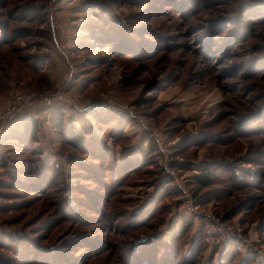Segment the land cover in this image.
<instances>
[{"label":"rangeland","instance_id":"obj_1","mask_svg":"<svg viewBox=\"0 0 264 264\" xmlns=\"http://www.w3.org/2000/svg\"><path fill=\"white\" fill-rule=\"evenodd\" d=\"M59 89L0 131V264H264V0H0V113Z\"/></svg>","mask_w":264,"mask_h":264},{"label":"trees","instance_id":"obj_2","mask_svg":"<svg viewBox=\"0 0 264 264\" xmlns=\"http://www.w3.org/2000/svg\"><path fill=\"white\" fill-rule=\"evenodd\" d=\"M251 23V21H249ZM56 102L51 106H55ZM48 108V107H47ZM54 121H56L59 126L63 123L62 118H55ZM24 133L22 136H17V137H10L9 139H21L24 142L27 143H36L38 141V134L40 131V125L38 120L36 119H28L25 123V128H24ZM72 136L75 140H83V138L78 135L77 133L72 132ZM9 180H2L0 179V188L1 189H16L18 187H24L23 185H26L25 182H27L29 179L28 177H15L14 174H10ZM197 182L202 184L204 187H209L215 179H217V176L215 175L213 170L210 169H204L201 173L197 175ZM231 179L236 183L238 180V175L235 173H232ZM23 242L22 238H18L17 244L21 245ZM13 244V241L10 242Z\"/></svg>","mask_w":264,"mask_h":264},{"label":"built area","instance_id":"obj_3","mask_svg":"<svg viewBox=\"0 0 264 264\" xmlns=\"http://www.w3.org/2000/svg\"><path fill=\"white\" fill-rule=\"evenodd\" d=\"M57 99L64 102L70 101V98L66 96L63 89H59L57 92H35L27 90L13 95L8 101L6 109L0 113V131L4 123L11 120L18 113L26 111L37 104L45 107L52 106Z\"/></svg>","mask_w":264,"mask_h":264}]
</instances>
